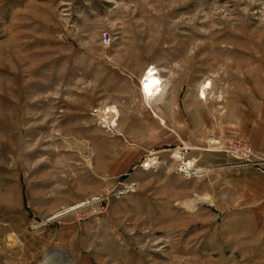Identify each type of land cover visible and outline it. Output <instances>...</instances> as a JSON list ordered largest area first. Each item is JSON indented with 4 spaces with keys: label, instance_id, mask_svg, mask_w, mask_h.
<instances>
[{
    "label": "rangeland",
    "instance_id": "rangeland-1",
    "mask_svg": "<svg viewBox=\"0 0 264 264\" xmlns=\"http://www.w3.org/2000/svg\"><path fill=\"white\" fill-rule=\"evenodd\" d=\"M0 264H264V0H0Z\"/></svg>",
    "mask_w": 264,
    "mask_h": 264
},
{
    "label": "built area",
    "instance_id": "built-area-1",
    "mask_svg": "<svg viewBox=\"0 0 264 264\" xmlns=\"http://www.w3.org/2000/svg\"><path fill=\"white\" fill-rule=\"evenodd\" d=\"M103 37H104V40L106 41L109 40V36L107 33H105ZM238 150H239V155L244 158L252 154V150L249 147V145H240Z\"/></svg>",
    "mask_w": 264,
    "mask_h": 264
},
{
    "label": "bare ground",
    "instance_id": "bare-ground-1",
    "mask_svg": "<svg viewBox=\"0 0 264 264\" xmlns=\"http://www.w3.org/2000/svg\"><path fill=\"white\" fill-rule=\"evenodd\" d=\"M150 71H147V73L146 74H148ZM144 80V79H143ZM145 90V89H144ZM145 92H146V90H145ZM202 92V94H204L205 92H204V90L203 91H201ZM147 94V93H146ZM206 94V93H205ZM147 96H149V95H147ZM151 96V95H150ZM114 110V109H113ZM80 205V204H79ZM57 259L58 258H53V260H56L57 261ZM52 260V259H51ZM56 261H54V263H56ZM59 262V261H58Z\"/></svg>",
    "mask_w": 264,
    "mask_h": 264
},
{
    "label": "crops",
    "instance_id": "crops-1",
    "mask_svg": "<svg viewBox=\"0 0 264 264\" xmlns=\"http://www.w3.org/2000/svg\"><path fill=\"white\" fill-rule=\"evenodd\" d=\"M208 130H209V128H208Z\"/></svg>",
    "mask_w": 264,
    "mask_h": 264
}]
</instances>
